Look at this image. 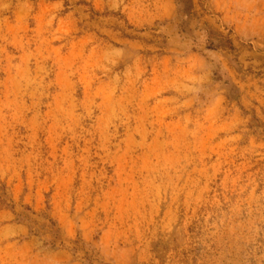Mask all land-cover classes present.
<instances>
[{"label": "rangeland", "instance_id": "374dc122", "mask_svg": "<svg viewBox=\"0 0 264 264\" xmlns=\"http://www.w3.org/2000/svg\"><path fill=\"white\" fill-rule=\"evenodd\" d=\"M0 264H264V0H0Z\"/></svg>", "mask_w": 264, "mask_h": 264}]
</instances>
